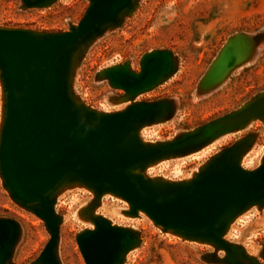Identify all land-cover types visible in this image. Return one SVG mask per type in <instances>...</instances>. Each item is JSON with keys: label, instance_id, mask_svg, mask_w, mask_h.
Segmentation results:
<instances>
[{"label": "water", "instance_id": "obj_1", "mask_svg": "<svg viewBox=\"0 0 264 264\" xmlns=\"http://www.w3.org/2000/svg\"><path fill=\"white\" fill-rule=\"evenodd\" d=\"M23 9H44L57 0H20ZM139 0H88L75 25L57 33L0 27V180L11 201L41 220L49 240L31 264H61L62 223L55 211L66 190L90 192L82 212L86 228L76 235L84 264H124L140 244L139 232L95 213L104 196L127 204L129 218L144 216L161 233L206 244L223 253L222 264H260L226 240L234 221L264 208V153L253 170L242 166L253 136L221 149L188 179L150 178V168L201 152L217 140L264 123V94L220 118L165 142H145L142 129L166 122L176 113L171 100L135 102L175 75L168 50L151 51L139 62L106 68L99 79L124 93L129 104L115 112L92 109L73 94L72 83L87 48L119 27ZM256 38L235 35L210 64L198 84L206 93L221 85L252 56ZM20 236L19 224L0 218V264H10Z\"/></svg>", "mask_w": 264, "mask_h": 264}, {"label": "rangeland", "instance_id": "obj_2", "mask_svg": "<svg viewBox=\"0 0 264 264\" xmlns=\"http://www.w3.org/2000/svg\"><path fill=\"white\" fill-rule=\"evenodd\" d=\"M88 0H57L44 9H23L20 0H0V27L29 29L46 33L67 31L88 7ZM256 38L249 61L236 68L218 87L206 93L198 84L227 40L235 35ZM170 51L177 71L153 90L141 94L135 102L168 99L176 113L152 127L142 129L145 142H165L220 118L264 94V0H139L121 25L108 30L85 51L75 70L72 91L86 106L115 112L129 102L124 93L111 89L99 73L109 67L128 64L139 72L142 56L151 51ZM1 107V96H0ZM253 136V148L245 155L242 166L253 170L264 153V123L254 121L238 133L215 141L192 156L162 162L148 170L150 178L171 181L188 179L221 149L237 140ZM90 192L73 188L57 199L56 213L62 217L57 254L61 264H84L76 244V235L86 228L82 212L92 202ZM127 204L104 196L95 213L113 224L135 229L140 244L124 264H222L223 253L206 244L183 241L161 233L142 216L122 214ZM0 218L16 221L20 236L10 264H31L49 240L41 220L15 205L0 180ZM226 240L243 247L264 264V208H253L238 217L229 228Z\"/></svg>", "mask_w": 264, "mask_h": 264}]
</instances>
